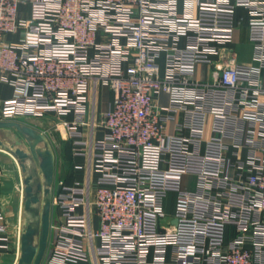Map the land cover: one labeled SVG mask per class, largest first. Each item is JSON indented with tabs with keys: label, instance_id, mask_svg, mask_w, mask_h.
Here are the masks:
<instances>
[{
	"label": "built area",
	"instance_id": "1",
	"mask_svg": "<svg viewBox=\"0 0 264 264\" xmlns=\"http://www.w3.org/2000/svg\"><path fill=\"white\" fill-rule=\"evenodd\" d=\"M239 8L257 66L230 47ZM0 82L15 89L2 119L55 115L88 159L85 182L55 196L50 264H264V0H0ZM99 85L115 99L97 116Z\"/></svg>",
	"mask_w": 264,
	"mask_h": 264
},
{
	"label": "crops",
	"instance_id": "2",
	"mask_svg": "<svg viewBox=\"0 0 264 264\" xmlns=\"http://www.w3.org/2000/svg\"><path fill=\"white\" fill-rule=\"evenodd\" d=\"M20 15L29 16L27 5H20ZM236 31L230 47L240 65L257 66L256 48L249 40L248 12L236 11ZM19 34L4 36L8 42H16ZM164 71L163 59L159 61ZM210 66H200L198 79L208 81ZM14 87L0 82V212L5 215L10 235L9 247H0V264H50L53 245L57 238L56 227L60 213L54 203L59 185L84 183L88 175V159L75 156L67 131L60 125L59 117L47 114L42 117L4 120L1 110L6 100L13 98ZM115 95L107 86L99 85L95 108L97 116L113 108ZM169 95L161 93L158 104L168 107ZM182 113L175 121L166 123V133L176 134L178 123L184 120ZM72 120V116L67 117ZM207 135L210 134L211 117L207 119ZM239 125L235 134L245 140L246 132ZM188 135V131H183ZM235 148L228 156L236 160ZM192 176L185 178L187 188L193 189ZM95 226L97 220L95 218ZM19 229V234L18 230ZM5 245V243H3ZM88 264V263H84Z\"/></svg>",
	"mask_w": 264,
	"mask_h": 264
},
{
	"label": "rangeland",
	"instance_id": "3",
	"mask_svg": "<svg viewBox=\"0 0 264 264\" xmlns=\"http://www.w3.org/2000/svg\"><path fill=\"white\" fill-rule=\"evenodd\" d=\"M176 195L174 193H169L165 199V210L168 215H172L175 209Z\"/></svg>",
	"mask_w": 264,
	"mask_h": 264
}]
</instances>
